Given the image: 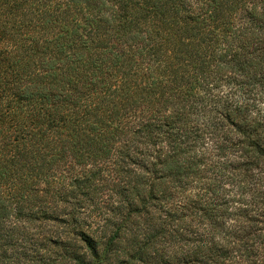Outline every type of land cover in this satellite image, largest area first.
Returning a JSON list of instances; mask_svg holds the SVG:
<instances>
[{
    "label": "trees",
    "instance_id": "obj_1",
    "mask_svg": "<svg viewBox=\"0 0 264 264\" xmlns=\"http://www.w3.org/2000/svg\"><path fill=\"white\" fill-rule=\"evenodd\" d=\"M0 264H264V0H0Z\"/></svg>",
    "mask_w": 264,
    "mask_h": 264
}]
</instances>
